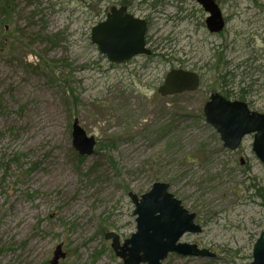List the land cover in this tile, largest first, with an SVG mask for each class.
<instances>
[{
    "label": "rangeland",
    "instance_id": "rangeland-1",
    "mask_svg": "<svg viewBox=\"0 0 264 264\" xmlns=\"http://www.w3.org/2000/svg\"><path fill=\"white\" fill-rule=\"evenodd\" d=\"M125 1L159 6L136 13L174 40L179 62L119 66L100 53L91 30ZM17 2L14 23H0V264H50L60 244L59 264H122L105 236L136 232L128 194L156 182L203 228L181 241L218 255L170 254L163 264H251L264 231V163L254 134L227 149L203 109L224 88L219 72H231V99L257 80L247 102L264 113V0H218L220 34L196 0ZM184 67L201 74L200 89L161 97L168 72ZM75 119L97 141L91 156L74 149Z\"/></svg>",
    "mask_w": 264,
    "mask_h": 264
},
{
    "label": "water",
    "instance_id": "water-1",
    "mask_svg": "<svg viewBox=\"0 0 264 264\" xmlns=\"http://www.w3.org/2000/svg\"><path fill=\"white\" fill-rule=\"evenodd\" d=\"M208 14L206 26L211 34H220L226 28L224 13L216 0H198ZM146 21L134 18L126 7H113L106 20L91 30V41L110 63H127L139 55H150L145 42ZM201 79L198 73L188 69L168 72L158 93L163 98L196 92ZM204 117L220 135L225 148L236 150L244 138L254 134L253 151L264 163V113L253 111L242 100L227 99L219 92L212 93L203 109ZM74 149L80 156L94 154L97 141L88 136L75 119L72 125ZM135 209L136 232L122 242L115 232L106 234L112 240V248L122 264H163L170 254L184 257L218 259V255L196 244L182 242L186 234H200L203 228L196 222L197 215L186 209L170 192V185L156 182L152 188L138 196L130 192ZM66 258L60 244L54 251L50 264H59ZM251 264H264V231L256 241Z\"/></svg>",
    "mask_w": 264,
    "mask_h": 264
},
{
    "label": "flooded vegetation",
    "instance_id": "flooded-vegetation-1",
    "mask_svg": "<svg viewBox=\"0 0 264 264\" xmlns=\"http://www.w3.org/2000/svg\"><path fill=\"white\" fill-rule=\"evenodd\" d=\"M196 1L198 3V0H196ZM216 1L218 2V0H216ZM218 4H219V2H218ZM113 7H116V8L126 7L127 12L130 15H132L134 18H137V19L146 21L147 30H146V34H145V42H146L147 48L151 50V54L150 55H139V56L133 58L132 60L128 61L127 63L114 64V65H119V66L125 65V66H127V65H130V64H138L140 67L145 68L150 63H154V62H157L158 63V60H161L162 62H174V61L179 62L180 61V59L177 57V53L178 52H177V50L175 48L174 40H172L170 38L162 39L161 37H158L157 34L152 33L151 32V29L153 27V24H152L151 19L149 18V16H144L143 17V16H139L136 13V11L143 12V10L147 9V10H150L151 11L150 16H155L156 14H159V12H160L159 6L149 7L148 3H146V2H140V3H138L135 6L131 2L125 1V3H120L119 5H116V6H113ZM201 8L203 9L202 6H201ZM163 49L164 50H167V54H161V52H159V51H163ZM139 58H142L145 61L138 62L137 59H139ZM178 69H181V68H178ZM183 69H186V67H184ZM188 70H190V69H188ZM190 71H193V72H196V73L199 74L200 79H201V84H200V87H201V85H202V76H201V74L199 72L193 70V69H191ZM223 91H225V87L219 93H221L223 95V93H222ZM215 92H218V91H213V92H211V94L212 93H215ZM185 94H190V93H185ZM182 95H184V94H182ZM176 96H181V95H176ZM172 97H174V96H172ZM230 100H233V99L230 98ZM235 100H238V99H235ZM250 109H251V107H250Z\"/></svg>",
    "mask_w": 264,
    "mask_h": 264
},
{
    "label": "trees",
    "instance_id": "trees-1",
    "mask_svg": "<svg viewBox=\"0 0 264 264\" xmlns=\"http://www.w3.org/2000/svg\"><path fill=\"white\" fill-rule=\"evenodd\" d=\"M222 1V0H219ZM18 2L17 0H0V15L2 16L3 20L0 22L1 25H3L4 30L7 29L8 26H11L14 22L13 19L15 18V15L18 13ZM219 81L221 82L222 85L225 87V91H223V95L230 99L231 93H232V88H231V82L232 79H230V76L232 75L231 72H226L225 74L222 72H219ZM257 80L253 81L251 85H246L245 83L243 84V87L239 88V91L235 93V98L238 100L246 101L247 102V97L251 93L248 88H252ZM230 87V88H228ZM210 89V88H209ZM214 91V90H213ZM211 89V92H213ZM249 104V103H248ZM250 105V104H249ZM261 192V189H259V193ZM260 195V194H259ZM262 197L264 195L261 192Z\"/></svg>",
    "mask_w": 264,
    "mask_h": 264
}]
</instances>
